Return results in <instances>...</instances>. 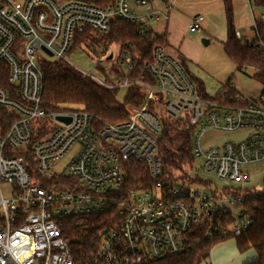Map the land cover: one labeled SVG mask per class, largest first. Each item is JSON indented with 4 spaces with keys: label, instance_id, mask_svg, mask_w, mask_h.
Segmentation results:
<instances>
[{
    "label": "built area",
    "instance_id": "built-area-1",
    "mask_svg": "<svg viewBox=\"0 0 264 264\" xmlns=\"http://www.w3.org/2000/svg\"><path fill=\"white\" fill-rule=\"evenodd\" d=\"M22 2L0 0V73L7 79V86L0 87V264H148L183 254L198 226L205 224L211 238L237 237L248 230L254 218L246 202L264 196V182L258 191L247 188L250 178L242 167L264 161V90L250 99L229 82L220 101L206 99L186 65L157 44L142 79L135 76L137 59L128 50L117 57L120 72L111 68L104 79L78 69L109 90L141 86L145 99L127 121L113 124L88 111L47 109L42 105L43 68L55 61L73 65L69 55L80 31L107 34L112 21L120 20L137 24L139 35L154 37L148 20H169L170 14H139L137 8L151 0H116L105 7L88 0ZM254 20L251 39L236 36L263 45L257 34L263 9ZM203 21L195 16L188 28L197 32ZM162 103L167 119L157 111ZM172 119L197 126L193 155L202 160V171L233 185L213 189L201 177L202 183L179 181L122 192L127 159L148 164L154 179L165 173L158 145L164 122ZM210 129L251 133L239 143L204 150L202 136ZM73 149L67 170L55 175L53 167ZM29 156L40 180L27 167ZM63 176L73 180L61 184ZM3 185L10 187L7 197ZM93 215H111V222L99 231L96 251L78 260L67 232Z\"/></svg>",
    "mask_w": 264,
    "mask_h": 264
},
{
    "label": "trees",
    "instance_id": "trees-1",
    "mask_svg": "<svg viewBox=\"0 0 264 264\" xmlns=\"http://www.w3.org/2000/svg\"><path fill=\"white\" fill-rule=\"evenodd\" d=\"M97 5L105 7L113 5L116 0H95ZM227 18V40L223 42V49L227 57L236 65L237 71L254 68L257 78L264 85V21L258 22L257 34L262 37L263 45L258 40L247 43L236 36L234 26V12L232 0H224ZM264 10V0L256 1ZM90 33L89 29L80 31L76 36L73 50L80 45ZM107 41L118 47L119 54L128 50L137 59L135 76L142 79L145 62L152 59L153 47L164 44V37L152 36L151 33L139 35L137 24L120 20L112 21L106 34ZM109 60V58H108ZM45 82L43 94V107L50 110L65 111L77 109L97 114L105 121L113 124L125 122L131 113L138 108L145 99V91L141 86L131 87L123 101L118 99L120 90H109L93 79L84 75L74 65L66 62L55 61L44 66ZM114 73H119L117 65L112 67ZM198 87L199 94L210 100L220 101V92L216 96H210L202 81L192 77ZM232 82L230 79L227 83ZM7 86V79L0 73V87ZM223 103H228L222 101ZM176 127L169 121L164 122L162 137L158 145L157 158L165 168V173L159 178H152L149 166L135 159H127L123 162L125 181L122 192L127 194L132 190L150 189L158 185L170 183L175 179V172L183 173L184 167L190 165L193 160V147L187 150H175L171 132ZM30 171L35 164L31 158L26 160ZM174 171V173H173ZM181 181L203 182L200 176L190 177L186 173L179 177ZM61 184L69 180L61 177ZM71 182V181H70ZM249 214L254 218V223L242 235L233 237L236 240L240 252L253 249L258 255V260L251 264H264V196L249 198L246 202ZM117 214L113 210L111 214ZM111 216V215H110ZM110 216L93 215L84 217L79 225H71L68 230L73 254L78 260L88 258L96 251L99 242V231L110 224ZM113 216V215H112ZM232 237H209L207 226L201 225L194 229L190 236L191 246L183 254L148 264H203L210 257L215 244L231 239Z\"/></svg>",
    "mask_w": 264,
    "mask_h": 264
},
{
    "label": "rangeland",
    "instance_id": "rangeland-1",
    "mask_svg": "<svg viewBox=\"0 0 264 264\" xmlns=\"http://www.w3.org/2000/svg\"><path fill=\"white\" fill-rule=\"evenodd\" d=\"M94 2L95 0H88ZM23 0L22 3H24ZM255 13L259 15V11L254 7ZM202 24V23H201ZM201 27V26H200ZM189 32L190 29L188 28ZM160 33L161 31L158 30ZM196 34V32H191ZM198 38L200 39L201 52L196 51V48L192 49L193 55L196 59L195 66H191V77L199 78L205 84L208 95L216 96L215 94L221 89V87L232 79L235 83V90L237 93L241 94L246 98H253L258 96L264 90V85L257 78V71L254 68L244 69L243 71H237L236 65L227 57L223 49V32L222 36L219 38H207L203 36L204 33L201 28L197 31ZM190 39V36L189 38ZM212 40L209 44H204L203 40ZM198 45V41L196 43ZM169 48V47H168ZM106 52V55H102ZM198 53V56L196 57ZM113 54L114 58L108 60L109 56ZM119 56V49L117 46L110 44L107 41L106 34H103L95 29L91 30L87 38L78 45L72 53L69 55V60L78 69L95 75L98 78H106L114 65H117V57ZM178 60H184L174 55ZM180 57V56H179ZM183 57V58H182ZM195 71V72H194ZM194 73V75H193ZM200 75V76H199ZM223 88V87H222ZM221 91V90H220ZM127 90L123 89L118 94V99L123 101L126 97ZM166 98L163 97V100ZM158 112L163 114L164 119H167L165 103L159 105ZM171 126L176 127L171 132V137L173 141V147L175 150H189L193 147V141L195 134L197 132V126L192 123L191 120L187 122H181L177 119L170 121ZM60 124H55V128L59 127ZM251 129H241L239 131H224L218 129H210L206 131L202 136V148L208 150L210 148L222 147L227 142L239 143L243 141L249 134ZM75 153L73 149L61 162L53 167L54 174L60 176L63 172L67 170L71 159ZM203 162L201 159L193 157L190 165L184 167L183 173L180 171L173 173L175 174V179L170 183L181 181L179 177L186 173L190 177L200 176L203 180L210 184L213 189H223L227 186L233 185L229 181L219 180L214 174L205 173L202 171ZM35 166L32 169L33 175L37 180H40L42 176L35 171ZM242 171L247 174L250 178V182L247 183V188L250 190H260L261 185L264 182V161L254 162L247 164L242 167ZM3 194L5 197L9 196L10 187L8 185H3ZM160 190L156 189L154 192L155 196H159ZM1 199V196H0ZM234 242V238L222 241L215 244L216 249L221 243ZM222 245V244H221ZM213 248V249H214Z\"/></svg>",
    "mask_w": 264,
    "mask_h": 264
},
{
    "label": "crops",
    "instance_id": "crops-1",
    "mask_svg": "<svg viewBox=\"0 0 264 264\" xmlns=\"http://www.w3.org/2000/svg\"><path fill=\"white\" fill-rule=\"evenodd\" d=\"M232 3L236 32L240 33L245 39H251L254 35V19L259 17L262 9L257 5L256 0H232ZM170 5L173 6L172 10L168 7ZM254 7L259 11V15L255 13ZM149 11L170 14L169 20L164 18L159 20L149 19L147 22L148 28L154 36L164 37L163 45L170 55L173 57L175 55L180 59L181 56L184 57V60L180 61L186 65L190 73V67L196 65L193 61L196 58L192 49L196 48L199 53L202 51L200 39H197L198 33L194 34L188 30V26L195 16L201 15L204 17L200 27L204 32L203 36L219 38L220 35L222 36L221 32H223L224 40L222 42L227 40V18L224 0H151L149 6L137 8L139 14H146ZM158 30L161 32L159 33ZM189 36L190 39H188ZM197 41L198 45L196 44ZM211 41L210 39L209 43ZM196 79L202 81L199 78ZM221 244L216 249L215 246L214 249L212 248L210 257L203 264H251L258 260V255L253 249L240 252L235 239L234 242Z\"/></svg>",
    "mask_w": 264,
    "mask_h": 264
},
{
    "label": "water",
    "instance_id": "water-1",
    "mask_svg": "<svg viewBox=\"0 0 264 264\" xmlns=\"http://www.w3.org/2000/svg\"><path fill=\"white\" fill-rule=\"evenodd\" d=\"M203 43L204 44H209V40H203ZM111 59H112V56L109 57V60H111ZM60 119H62V118H60ZM65 120L68 121L67 119H65Z\"/></svg>",
    "mask_w": 264,
    "mask_h": 264
}]
</instances>
